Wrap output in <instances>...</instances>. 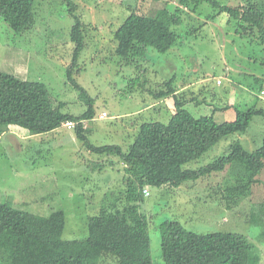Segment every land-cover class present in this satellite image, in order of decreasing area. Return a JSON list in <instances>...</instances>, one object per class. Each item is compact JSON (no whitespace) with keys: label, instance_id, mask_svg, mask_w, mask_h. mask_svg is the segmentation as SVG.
Listing matches in <instances>:
<instances>
[{"label":"rangeland","instance_id":"374dc122","mask_svg":"<svg viewBox=\"0 0 264 264\" xmlns=\"http://www.w3.org/2000/svg\"><path fill=\"white\" fill-rule=\"evenodd\" d=\"M72 1L77 5L76 16L85 24V48L73 74L74 84L68 79V70L76 48L72 41L76 20L66 0H36L34 25L21 34L0 17V71L44 84L53 105L60 106L64 114L83 115L88 100L93 99L95 119L84 122L91 144L118 145L127 153L138 136L166 139L169 119L175 113L174 100L157 101L154 95L169 88L181 91L190 87L183 92L187 100L195 99L186 109L197 118L230 103L242 109L263 106L258 96L264 89V45L256 33L245 35L241 25L227 13H220L219 7L204 3L194 11L184 0ZM214 1L229 7L251 1L264 11V0ZM159 11L165 12L154 15ZM172 12L180 15L178 24L172 23ZM131 13L170 22L177 33L172 49L159 53L149 48L147 58L130 62L119 57L114 34ZM171 80L172 86L167 85ZM105 113L106 118L100 119ZM215 119L218 123L233 122L235 110L216 112ZM263 139L264 118L255 117L247 134L224 138L185 168L197 170L216 163L230 155V145L237 140L252 152ZM233 166L180 188L148 187L150 195L143 196L140 209L148 218L153 264H165L159 229L165 221H178L197 234L245 235L252 254L264 264L262 230L251 222L252 212L264 204V170L258 177L261 183L230 209L223 196L225 188L235 181ZM124 178L120 157L91 152L74 129L61 127L31 135L11 126L0 139V202L42 217L63 211L66 241L88 238L89 217L99 213L106 195L111 200L124 194ZM101 264L117 263L107 258Z\"/></svg>","mask_w":264,"mask_h":264},{"label":"trees","instance_id":"16d2710c","mask_svg":"<svg viewBox=\"0 0 264 264\" xmlns=\"http://www.w3.org/2000/svg\"><path fill=\"white\" fill-rule=\"evenodd\" d=\"M35 1L0 0V17L15 33L28 31L35 22ZM66 2L76 20L72 30L76 48L68 70V79L74 84L73 74L85 48V24L76 16L77 5L72 0ZM184 3L187 8L193 6L194 11L204 3L219 7L220 13H227L230 20L241 25L245 35L256 33V38L264 45V11L258 4L248 1L243 6L229 7L220 6L214 0H184ZM165 11L170 13L168 9ZM169 17L173 24H178L181 19L175 12ZM114 37L116 54L126 62L147 58L149 48L167 53L177 41V33L171 29L170 22L166 24L146 13H131ZM167 85L172 86V80ZM76 88L84 92L82 87ZM262 92L263 88L260 95ZM260 95L258 100L264 106V97ZM169 97L174 100L175 113L167 125V138L144 140L138 136L125 153L118 145L91 144L84 122L95 119L93 99L88 100L89 107L83 115L64 114L60 106L53 105L44 84L23 81L0 71V139L11 126L25 129L31 135H42L75 122L78 140L93 153L120 157L126 172L124 194L111 200L105 196L99 213L88 219L89 236L84 241L63 239L66 214L61 210L42 217L0 202V261L5 264H101L112 258L117 264H153L148 218L140 209L145 189L180 188L186 182L198 181L214 171L225 170L227 165H235V181L225 188L223 196L226 206L235 208L240 200L250 195L252 189L261 183L258 177L264 170V139L252 152L237 140L230 145V155L216 163L197 170L185 166L203 157L224 138L247 134L255 117L264 118V107L258 104L245 109L238 105L214 107L211 115L197 118L186 109L195 96L187 100L186 93L170 88L168 92L154 95L157 101ZM231 108L235 110L236 119L218 123L215 113ZM255 209L251 222L260 226V236L264 239V204ZM159 229L165 264H259L245 235L197 234L188 231L178 221H165Z\"/></svg>","mask_w":264,"mask_h":264},{"label":"built area","instance_id":"2783aa9c","mask_svg":"<svg viewBox=\"0 0 264 264\" xmlns=\"http://www.w3.org/2000/svg\"><path fill=\"white\" fill-rule=\"evenodd\" d=\"M219 83H220V81H219ZM260 97H264V92L261 93ZM106 116H107V114L105 113V114H103L100 117V119H105ZM76 125H77V123H75V122H69V123H66L64 125V127H67L68 129H74L76 127ZM143 193H144L145 196H149L150 195V192H149L148 189H145Z\"/></svg>","mask_w":264,"mask_h":264},{"label":"crops","instance_id":"0c3cea01","mask_svg":"<svg viewBox=\"0 0 264 264\" xmlns=\"http://www.w3.org/2000/svg\"><path fill=\"white\" fill-rule=\"evenodd\" d=\"M174 3H176V2H174ZM190 87L188 86V87H185V89L183 88L181 91H186V90H188ZM229 107H231V106H233L232 105V103H230L229 105H228ZM229 110V109H228ZM227 111V110H226Z\"/></svg>","mask_w":264,"mask_h":264},{"label":"clouds","instance_id":"9594fccd","mask_svg":"<svg viewBox=\"0 0 264 264\" xmlns=\"http://www.w3.org/2000/svg\"><path fill=\"white\" fill-rule=\"evenodd\" d=\"M182 8V7H181Z\"/></svg>","mask_w":264,"mask_h":264}]
</instances>
